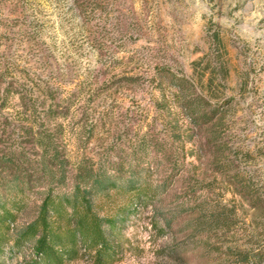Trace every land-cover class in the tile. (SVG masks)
Wrapping results in <instances>:
<instances>
[{
    "label": "rangeland",
    "instance_id": "rangeland-1",
    "mask_svg": "<svg viewBox=\"0 0 264 264\" xmlns=\"http://www.w3.org/2000/svg\"><path fill=\"white\" fill-rule=\"evenodd\" d=\"M181 78L208 102L197 125ZM48 139L65 161L53 192L109 176L100 216L147 194L106 229L111 264H264V0H0V196L14 172L31 187L14 231L49 186ZM10 235L0 264H31Z\"/></svg>",
    "mask_w": 264,
    "mask_h": 264
},
{
    "label": "trees",
    "instance_id": "trees-1",
    "mask_svg": "<svg viewBox=\"0 0 264 264\" xmlns=\"http://www.w3.org/2000/svg\"><path fill=\"white\" fill-rule=\"evenodd\" d=\"M177 83L175 92L180 94L177 99L181 100L183 111L194 124L203 122L207 116V100L196 95L194 85L186 79L181 78ZM42 150L44 154L39 163L46 173L49 186L40 200L35 217L19 230H13L14 211L19 210L17 205L21 203V197L31 188L21 173L14 172L6 182L4 189L8 200L0 196V253L12 239L10 232H13L15 237L11 249L19 252L29 247L31 264H66L75 260L81 250L89 254L91 264H111L118 253L117 240L114 236L110 237L106 229L114 233L118 225L136 211L147 194L130 186L129 192L134 194L128 207L116 210L115 216H100L95 210L93 198L98 193L107 197L117 189L109 176H96L87 171L75 176V184L69 193L53 192L65 181V161L60 158L51 139L45 142ZM6 171L5 167H0V176ZM8 202L14 203L11 208H8ZM216 217L219 216L211 215V218Z\"/></svg>",
    "mask_w": 264,
    "mask_h": 264
}]
</instances>
